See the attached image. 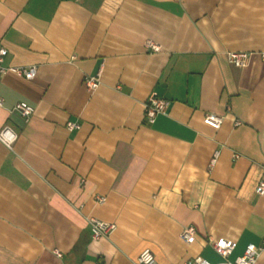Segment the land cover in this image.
<instances>
[{"label":"crops","instance_id":"1","mask_svg":"<svg viewBox=\"0 0 264 264\" xmlns=\"http://www.w3.org/2000/svg\"><path fill=\"white\" fill-rule=\"evenodd\" d=\"M0 45L5 66H37L0 82V131L17 134L0 141V264H136L146 248L218 262L210 238L235 241L232 258L264 244V0H0ZM154 91L167 110L149 123ZM91 217L114 232L94 240Z\"/></svg>","mask_w":264,"mask_h":264},{"label":"built area","instance_id":"2","mask_svg":"<svg viewBox=\"0 0 264 264\" xmlns=\"http://www.w3.org/2000/svg\"><path fill=\"white\" fill-rule=\"evenodd\" d=\"M149 47L152 51H159L160 47L153 42H148ZM8 50L5 46L0 45V82L5 74L12 71L20 76L27 79L35 78L37 74V66H20V67H7L5 66V59ZM249 53L247 52H232L229 55V59L232 63L241 66L245 65L249 60ZM99 78L87 76L85 78V84L88 89H95L99 86ZM3 104V99L0 98V105ZM14 109L20 111V113L27 120L31 117L34 112V108L26 102H19L15 105ZM167 110V100L160 96L158 92L154 91L149 96L148 101L145 103V119L149 123H154L157 116L165 113ZM204 122L214 128H220L224 122V116L219 114L209 113L204 117ZM240 121H237L238 125ZM67 127L70 130L80 128V124L76 122H67ZM17 139L16 132L9 126L4 127L0 131V141L3 142L9 148H12L13 144ZM219 152L216 153L215 158L212 160L211 165L213 166L216 162V158ZM237 157V155H236ZM257 192L259 195H264V180H261L257 186ZM104 198H99V201L103 202ZM88 223L91 227V235L94 240H100L102 238L110 236L115 228L116 224L113 222L103 221L94 217L88 219ZM196 229L193 226H187L183 228L181 233V239L186 243H192L196 239ZM209 243L215 252L222 258L221 261L212 262L206 258L198 256L192 260L185 262V264H256L262 251L264 250V244L262 246L255 245L253 243L246 246L243 253L232 258L237 244L235 241L230 239H209ZM58 257L62 254L60 251L55 250ZM136 264H158L155 253L150 249H144L137 258Z\"/></svg>","mask_w":264,"mask_h":264}]
</instances>
